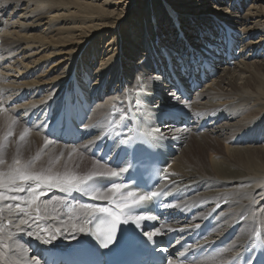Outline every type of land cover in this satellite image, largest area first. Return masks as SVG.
<instances>
[{"label":"bare ground","instance_id":"6f19581e","mask_svg":"<svg viewBox=\"0 0 264 264\" xmlns=\"http://www.w3.org/2000/svg\"><path fill=\"white\" fill-rule=\"evenodd\" d=\"M139 1L0 0V109L4 110L0 111V130H14L13 126L20 125L25 127L23 135L28 129L23 141L14 147L11 145L12 153L16 158H22V154L42 157L45 164L39 173L60 175L62 169L73 165L82 172L99 171L100 167L91 161L102 163L91 158L92 149L128 113V94L137 92L143 84L161 96L164 103L154 101L160 113H165L171 105H184V110H180L191 117L190 130L173 122L159 125V130L173 145L176 141L182 142L181 153L171 157L173 164L159 190L173 184L169 194L183 192L177 204L167 206L169 212L183 217L158 230L165 235L179 228H195L218 208L214 228L205 243L211 245L234 226H238L237 234L226 248L202 257L199 262L227 264L237 253H242L248 242L255 241L260 234L264 236V148H251L261 141L264 144V80L255 78V71L264 72V0H175V5L169 0H146V9L141 10L137 8ZM185 5L196 9V13L178 12L180 8L186 10ZM145 22L147 27L143 30ZM225 24L238 33L231 36L235 39V48L240 46L242 56L233 66L226 63L219 67V75L196 91L191 101L185 102L174 87L167 84L162 73L157 74V70L165 67L164 50L172 57L175 67L174 53L185 55L187 45L198 49L206 43L214 44V38H219V29ZM99 44L103 46L101 52L110 49V54L104 56L108 59L100 62ZM257 58L262 60L251 62ZM214 63L217 65V61ZM83 77L93 80L90 89L82 82L81 87L89 98L94 96L98 102L86 125V141L76 147L54 142L45 147L46 141H50L44 137L45 118L54 105L57 110L61 107L73 82ZM23 98L27 101L17 104ZM258 104L261 106L256 110L254 105ZM33 117L35 122L28 126ZM40 118L42 120L37 122ZM203 123L206 130L200 132L198 129ZM237 141L240 147H234L229 154L219 147V144ZM245 143L251 146L246 147ZM86 149L87 152L82 153ZM61 151L64 158L58 168L48 166L46 159H54ZM208 151L215 155L212 162L205 160ZM67 154H71L70 160ZM14 159L6 162L5 169L0 164V172H7ZM103 167H107L106 164ZM48 169L51 172H47ZM141 178H147L146 171ZM98 181L103 182L104 178L98 176ZM63 187L68 190L67 185ZM67 190L40 189L46 194L37 202L39 219L35 218V211L26 216L6 207L8 203L19 201H0V209H3L0 224L5 226L0 240L9 244L15 255L12 251H0L20 260L21 264L37 261L43 264V255L50 245L72 244L80 238L90 244L91 240L86 237L89 231L79 232L71 225H82L91 210L79 207L67 215L62 205L66 202L63 195ZM191 190L196 193L186 199L185 194ZM6 195L27 198L28 194ZM26 206L21 204V207ZM192 211L196 212L194 218L186 222ZM9 219L13 221L11 226H8ZM20 219H28L29 224L17 229L15 225ZM9 233L13 237L10 240L7 239ZM36 233L55 239L45 244L36 238ZM179 242L177 240L171 249L161 246L156 253H161L159 249L170 252ZM179 259V254L172 257V264H180Z\"/></svg>","mask_w":264,"mask_h":264},{"label":"snow or ice","instance_id":"6c2138e0","mask_svg":"<svg viewBox=\"0 0 264 264\" xmlns=\"http://www.w3.org/2000/svg\"><path fill=\"white\" fill-rule=\"evenodd\" d=\"M145 93L143 84L140 85L139 89L136 92L137 96V105L144 103L141 98V94ZM0 111H4L0 109ZM167 115V114H165ZM13 124L16 123L15 120L12 121ZM12 133L9 132V136ZM28 134V129H25L24 134L20 136V140L23 141L25 136ZM7 139V137H5ZM135 138L132 136H128L125 140L119 141L120 143L127 145L123 150L125 153L128 152L129 148L132 147V144L129 141H134ZM52 143V141H46L45 147L48 144ZM141 144L143 141L140 142ZM75 151V150H73ZM3 151L0 149V164L5 163L2 158ZM97 167H103L102 165H97ZM32 162H23L17 156L13 160V162L8 166L7 172H0V201H19L20 203H8L6 207L8 209H12L18 213L24 214L26 216H31L32 211L36 212V219L41 218L40 207L38 206V201L40 197L45 195L46 193L40 191L42 188H51L57 187L61 188V190H67L63 186L67 185L68 188L74 189L76 191H81L86 195H89L92 200H107L110 201L113 205L112 208H99L92 209L89 213L90 218H86L83 221L82 225H77L73 223L71 227L79 232H87L90 231L88 225L93 222V219L99 214L105 217L104 220L100 221V224L97 226V231L95 233L96 239L99 241L100 245L103 248H108L110 244H112L116 240L117 229L120 225H127L129 223L135 225L136 228H140L141 221L148 219H155V217H147L144 215H140L136 212V207L146 204L149 201H152L154 198L160 196V193L156 191H147L142 192L139 195L137 193L128 191L124 196L120 199H117V194L121 193V190L127 188L126 184H114L112 188L108 189V193H112V195H108L107 193L100 191L93 184H88L89 181H92L94 177H118L121 172H127L128 167H120L119 171L108 168L105 171H96L84 177H78L75 175L65 174L64 176L57 175H49L45 173H34L31 171ZM47 172H51V169H48ZM31 182V183H29ZM82 185H88L86 188L82 187ZM6 193H26L27 198L20 195H6ZM21 204L27 205L26 207H21ZM3 212V209H0V213ZM13 221L11 219L8 220V226H11ZM28 219H20L19 223L15 225L17 229H20L21 225H28ZM5 231V226L0 224V235H2ZM47 231V230H41ZM60 229L57 228L56 232H59ZM159 230L154 231H144L143 236L147 237V241H153L155 236L160 235ZM36 238L40 240L42 243H50L51 240L55 239L54 236H49L45 238L39 233H36ZM12 234L9 233L7 239H12ZM124 239L127 243L137 244L143 241V237L136 233H125ZM0 249L12 251L13 255H15V250L11 248V246L7 243H4L0 240ZM155 251V249H152ZM159 251L163 252L164 249H159ZM227 251V250H225ZM180 256H184V252L179 253ZM237 258H239V253H237ZM164 259V264H172L171 260H168L166 257ZM0 264H21L20 260L14 259L12 256H6L5 251H0ZM39 264V261L36 262ZM195 264H200L199 261H196Z\"/></svg>","mask_w":264,"mask_h":264},{"label":"rangeland","instance_id":"374dc122","mask_svg":"<svg viewBox=\"0 0 264 264\" xmlns=\"http://www.w3.org/2000/svg\"><path fill=\"white\" fill-rule=\"evenodd\" d=\"M145 1L146 0H140L139 1V3H138V7L137 8H139L140 10H141V8H145L146 9V4L144 5V3H145ZM152 0H149V2H151ZM170 2L172 1V3L171 4H173V5H175V0H169ZM185 7H186V10H184L183 8H180V9H178V12H180V13H191V12H193V13H196V9H190L191 7L189 6V5H185ZM214 7H216V6H214ZM216 8H218V7H216ZM139 9H136V10H139ZM174 9V8H173ZM183 9V11H181ZM219 9H222V10H226V9H223V8H219ZM251 9V7H249V10ZM248 10V11H249ZM212 12H214V11H212ZM211 12V13H212ZM207 13H209V12H207ZM207 13H205L204 15H207ZM216 13V12H215ZM133 23H134V21H133ZM148 23L150 24V21H148ZM147 27V24H146V22L143 24V30L145 29ZM109 40V39H108ZM146 42V41H145ZM144 42V43H145ZM99 43H101L100 41H99ZM99 46L101 47V44H99ZM103 47V46H102ZM102 47L100 48V50H99V52H100V56H101V58L98 60V62H100V60H102V59H108V57H104L105 56V54L106 55H109L110 53V49L109 50H107V49H104V52H101V50H102ZM143 48H144V46H143ZM145 50V49H144ZM103 53V54H102ZM102 54V55H101ZM260 60H262V59H260V58H257V59H253L251 62H253V63H256L257 61H260ZM135 61H137V59L135 60ZM100 64V63H99ZM225 64H222L220 67H222V66H224ZM254 70V69H253ZM220 72V71H219ZM256 72V79H259V80H264V72H259L258 70L257 71H255ZM261 76V77H260ZM262 80V81H263ZM110 81H111V77L109 78V81L107 82V84L108 83H110ZM222 87H224V86H222ZM108 88H109V86H107L106 87V90H108ZM41 94H43L42 92H41ZM193 96H195V94L193 95ZM254 106H256L257 107V109L256 110H258L259 108H260V104H258V105H254ZM15 126H13V129L15 130H12V128H10V129H8V130H0V149H2V151H3V153L6 155V156H8V157H4V156H2V158L4 159V161H5V163H3L2 164V166H3V169H5V167L7 166L6 164H8L11 160V158H16L15 157V155H13V151H12V147H11V145L14 147V146H16L17 144H19L20 142H21V140H20V136H21V132L24 130V126H18V125H16V127L14 128ZM17 130H18V133H17ZM10 131H13V132H11L12 134L9 136L8 134H9V132ZM7 132V133H6ZM14 134H15V136H14ZM5 135V136H4ZM5 137H7V139L5 140ZM4 138V139H3ZM14 139V140H13ZM11 140V141H10ZM190 140V139H189ZM3 141H4V143H3ZM13 141V142H12ZM15 141V142H14ZM3 144H2V143ZM238 142V141H237ZM262 142V141H261ZM261 142L259 143V145H252L253 147H251V148H264V144L262 143L261 144ZM228 144H229V146H228ZM240 145L241 144H239V143H236L235 142V144H232L231 142H229V143H223L222 145H220L219 144V147L221 148V149H223L224 151H225V153L226 154H229V152H232L231 150L235 147V148H238V147H240ZM245 146L246 147H249V146H251V145H248L247 143H245ZM245 146H243V147H245ZM21 151V150H20ZM62 153L60 154V155H57V156H54V159H46L47 161V165L48 166H51V167H55L56 169L58 168V166H59V161H62L63 160V158H64V156H63V151H61ZM87 152V149L86 150H84V151H82V153H86ZM3 154V155H4ZM213 154L214 153H209V151L208 152H206L205 153V155H204V157H205V160L206 161H214L215 160V155L213 156ZM81 155V154H80ZM82 157H84V155H81ZM30 157V158H29ZM57 157V158H56ZM63 157V158H62ZM67 157L69 158V160L71 159V154H67ZM220 157H222V156H220ZM32 158V159H31ZM34 158V159H33ZM84 158H86V157H84ZM217 158V157H216ZM21 159V161H22V163L23 162H28V161H31L32 162V168H31V171L32 172H34V173H39V171H41L42 172V170H41V167L43 166V164H45L44 163V161H43V158L42 157H39V155L38 156H35V155H33V154H27V157H25V156H23V154H22V158H20ZM7 160V161H6ZM37 160H38V162H37ZM217 161H219L220 159H216ZM6 162H8V163H6ZM91 163H94V164H97L98 165V163H95V162H93V161H91ZM5 165V166H4ZM34 166V167H33ZM102 166H104L103 164H102ZM36 167L38 168V169H36ZM35 170H34V169ZM54 169V168H53ZM52 169V170H53ZM100 169L101 170H99V171H105L106 169H108L107 167H100ZM34 170V171H33ZM36 171V172H35ZM83 170L82 169H80V168H78L76 165H73V166H71L70 168H68V169H62V173L60 174V176H64L66 173L67 174H70V173H73L74 175H78V177H83L84 175H89V174H91V173H93V172H96V171H94V170H88V171H86V172H82ZM90 171V172H89ZM192 171V170H191ZM3 172H4V170H3ZM82 172V173H81ZM182 172V171H181ZM50 174V173H49ZM50 175H53V173L51 172V174Z\"/></svg>","mask_w":264,"mask_h":264}]
</instances>
